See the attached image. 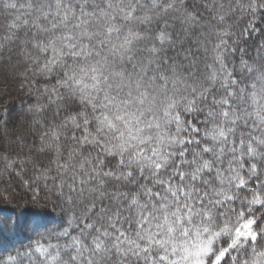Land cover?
Listing matches in <instances>:
<instances>
[{"label": "snow or ice", "instance_id": "snow-or-ice-1", "mask_svg": "<svg viewBox=\"0 0 264 264\" xmlns=\"http://www.w3.org/2000/svg\"><path fill=\"white\" fill-rule=\"evenodd\" d=\"M0 14V56L37 94L31 183L71 213L0 264H264V0H0Z\"/></svg>", "mask_w": 264, "mask_h": 264}, {"label": "trees", "instance_id": "trees-1", "mask_svg": "<svg viewBox=\"0 0 264 264\" xmlns=\"http://www.w3.org/2000/svg\"><path fill=\"white\" fill-rule=\"evenodd\" d=\"M3 22L0 14V24ZM0 35H3V29H0ZM258 38L257 34L249 43ZM23 71L24 64L17 55L0 56V220L20 226L18 230L5 231L0 236V259L14 255L16 249L23 250L39 238L33 230L34 224L40 223L39 232L49 229L59 231L67 226L71 215L56 206L59 201L50 182L45 187L42 181L31 183L30 180L34 169L27 158L37 156L35 149L39 147L40 129L33 123L39 117L28 111L29 106L36 103L37 94H29L27 86L22 87L25 84L21 76ZM44 115L50 118L51 113L49 111ZM21 126L27 129L24 134L21 133ZM5 157L15 161L14 168H6ZM20 160H25L23 170ZM25 181H29L31 187ZM260 223L264 225V221Z\"/></svg>", "mask_w": 264, "mask_h": 264}, {"label": "rangeland", "instance_id": "rangeland-1", "mask_svg": "<svg viewBox=\"0 0 264 264\" xmlns=\"http://www.w3.org/2000/svg\"><path fill=\"white\" fill-rule=\"evenodd\" d=\"M23 122H24V121H23ZM21 124H22V123H21ZM24 124L26 125V122H24ZM22 125H23V124H22ZM10 130H12V129L10 128ZM21 131H22L21 133L24 134V131H27V129H26L24 126H23V127L21 126Z\"/></svg>", "mask_w": 264, "mask_h": 264}]
</instances>
